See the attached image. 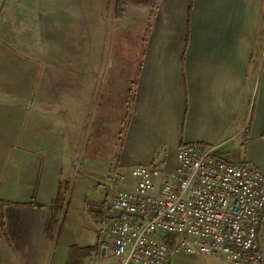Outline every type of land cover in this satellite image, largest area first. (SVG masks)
Listing matches in <instances>:
<instances>
[{
  "label": "crops",
  "instance_id": "0c3cea01",
  "mask_svg": "<svg viewBox=\"0 0 264 264\" xmlns=\"http://www.w3.org/2000/svg\"><path fill=\"white\" fill-rule=\"evenodd\" d=\"M143 2L126 4L129 24L147 21L149 36L139 69L125 70L127 128L115 159L125 167L154 164L170 172L181 145L217 143L228 161L249 162L264 174V0ZM0 39V264H95L101 204L95 188L84 194L86 226L74 220L76 213L63 218V208L48 232L50 211L24 205L32 197L54 204L65 149L33 110V83L40 72L33 58L20 59L11 44L3 45L7 39ZM16 60L32 61L22 69L31 78L19 85ZM115 159L96 165L90 184L105 181ZM259 242L264 264V224ZM171 264L241 263L215 253L175 254Z\"/></svg>",
  "mask_w": 264,
  "mask_h": 264
},
{
  "label": "rangeland",
  "instance_id": "374dc122",
  "mask_svg": "<svg viewBox=\"0 0 264 264\" xmlns=\"http://www.w3.org/2000/svg\"><path fill=\"white\" fill-rule=\"evenodd\" d=\"M116 3L0 0V35L7 39L3 45L11 44L20 59L33 58L34 69L40 70L33 83V110L44 116L43 123L50 126L46 132L65 149L63 218L76 213L81 226L88 225L82 209L84 194L96 187L90 184L95 166L115 159L124 143L125 70L139 69L149 36L147 21L129 24L125 12L116 15ZM16 62L19 70L32 65ZM26 77L30 73L18 71V85Z\"/></svg>",
  "mask_w": 264,
  "mask_h": 264
},
{
  "label": "built area",
  "instance_id": "2783aa9c",
  "mask_svg": "<svg viewBox=\"0 0 264 264\" xmlns=\"http://www.w3.org/2000/svg\"><path fill=\"white\" fill-rule=\"evenodd\" d=\"M220 145H181L170 172L113 160L106 180L95 182L101 204L93 263L171 264L175 254L221 253L263 264L264 174L228 161Z\"/></svg>",
  "mask_w": 264,
  "mask_h": 264
},
{
  "label": "trees",
  "instance_id": "16d2710c",
  "mask_svg": "<svg viewBox=\"0 0 264 264\" xmlns=\"http://www.w3.org/2000/svg\"><path fill=\"white\" fill-rule=\"evenodd\" d=\"M124 12H126V0H118V4L116 3V7H115V13L118 16H122L124 14ZM190 13H191V6L188 9L187 24H186V31L187 32H186L184 47H183L182 56H181L182 60L184 58L185 49H186L187 44H188ZM67 188H68V185L64 182H61V184L59 185V190H58L56 200H55L54 204H52V205L39 204L35 201V197H32V199L29 202L24 204V205H29V206L39 207V208H45V209H48L50 211L49 222L47 224V231L48 232H52L53 229H55L57 224H58V219L56 217V214L59 213L64 208V205L66 203V199H65L64 195L66 193ZM96 249H97V247H90V248H88V251L95 252Z\"/></svg>",
  "mask_w": 264,
  "mask_h": 264
},
{
  "label": "water",
  "instance_id": "95a60500",
  "mask_svg": "<svg viewBox=\"0 0 264 264\" xmlns=\"http://www.w3.org/2000/svg\"><path fill=\"white\" fill-rule=\"evenodd\" d=\"M4 1V0H3Z\"/></svg>",
  "mask_w": 264,
  "mask_h": 264
}]
</instances>
